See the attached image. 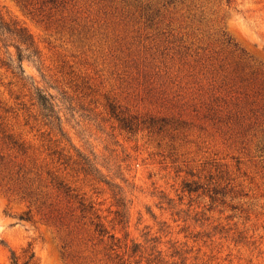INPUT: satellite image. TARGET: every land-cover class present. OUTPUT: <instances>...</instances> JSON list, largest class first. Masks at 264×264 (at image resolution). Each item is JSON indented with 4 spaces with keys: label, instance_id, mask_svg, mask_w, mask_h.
I'll return each mask as SVG.
<instances>
[{
    "label": "rangeland",
    "instance_id": "1",
    "mask_svg": "<svg viewBox=\"0 0 264 264\" xmlns=\"http://www.w3.org/2000/svg\"><path fill=\"white\" fill-rule=\"evenodd\" d=\"M11 253L264 264V0H0Z\"/></svg>",
    "mask_w": 264,
    "mask_h": 264
},
{
    "label": "trees",
    "instance_id": "2",
    "mask_svg": "<svg viewBox=\"0 0 264 264\" xmlns=\"http://www.w3.org/2000/svg\"><path fill=\"white\" fill-rule=\"evenodd\" d=\"M16 34H17V36L19 37V40H20L22 43H25V42L29 41V39H30L29 36H26L22 30H18V31H16ZM17 61H18V63H19L18 68L21 69V66H20L21 56H20L19 54H18V57H17ZM39 105H40V107H41L43 110H46L48 113H50V114H46L45 116L52 117L51 115H52V113L54 112L53 109H52L53 106L51 105V103H50V101H49L48 98H46V97H44V96L39 97ZM54 119H55V120H58L57 117H55ZM15 145H16V144H15ZM17 146H18V148L21 149V146H19V145H17ZM51 155H52V156L57 155V160H58V161L60 160L59 155H58L55 151L52 152ZM88 171H89V167H88ZM57 185H58L59 187H61V186H62V183H57ZM96 228H97V230H98V232H99V234H100L101 236H104V235L106 234L105 230L103 229V227H102V225H101L100 223H97V224H96ZM109 237H110L111 239H113L112 236H109ZM133 247L136 248L135 246H133ZM134 248H133V252H135V249H134ZM33 257H34L33 253H30V254L28 255V257H27V261H26L24 264L29 263V262L33 259ZM119 260H121V259H119ZM11 264H18V263H17V259H16L15 255H14V253H11ZM120 264H124V263L121 262Z\"/></svg>",
    "mask_w": 264,
    "mask_h": 264
}]
</instances>
